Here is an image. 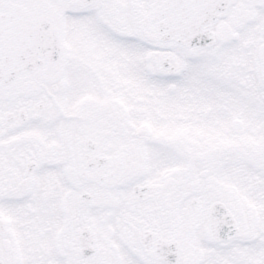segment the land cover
I'll use <instances>...</instances> for the list:
<instances>
[{
    "label": "snow or ice",
    "instance_id": "6c2138e0",
    "mask_svg": "<svg viewBox=\"0 0 264 264\" xmlns=\"http://www.w3.org/2000/svg\"><path fill=\"white\" fill-rule=\"evenodd\" d=\"M0 264H264V0H0Z\"/></svg>",
    "mask_w": 264,
    "mask_h": 264
}]
</instances>
